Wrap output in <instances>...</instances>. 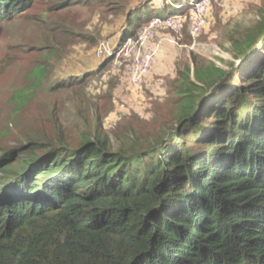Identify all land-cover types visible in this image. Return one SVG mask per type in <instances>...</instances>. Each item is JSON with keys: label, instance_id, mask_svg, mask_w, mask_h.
Wrapping results in <instances>:
<instances>
[{"label": "trees", "instance_id": "1", "mask_svg": "<svg viewBox=\"0 0 264 264\" xmlns=\"http://www.w3.org/2000/svg\"><path fill=\"white\" fill-rule=\"evenodd\" d=\"M32 3L0 0V22ZM232 53L178 70L153 138L114 148L99 121L76 147L5 151L0 264H264V13Z\"/></svg>", "mask_w": 264, "mask_h": 264}, {"label": "rangeland", "instance_id": "2", "mask_svg": "<svg viewBox=\"0 0 264 264\" xmlns=\"http://www.w3.org/2000/svg\"><path fill=\"white\" fill-rule=\"evenodd\" d=\"M191 2L33 0L1 21L0 156L23 145L34 146L36 154L57 145L76 147L99 121L114 148L137 137L153 138L171 122L174 96L169 98L168 90L178 70L190 65L192 56L223 68L237 62L233 38L264 13V0H212L205 28L193 38ZM133 10L150 18L132 24L125 14ZM157 15L181 16L182 36L156 30L151 41L158 44V57L133 97L122 32L128 28L135 37ZM103 40L114 52L100 58L96 52Z\"/></svg>", "mask_w": 264, "mask_h": 264}, {"label": "built area", "instance_id": "3", "mask_svg": "<svg viewBox=\"0 0 264 264\" xmlns=\"http://www.w3.org/2000/svg\"><path fill=\"white\" fill-rule=\"evenodd\" d=\"M174 1V0H173ZM192 1V2H191ZM189 8V33L191 37H198L206 25V16L212 6V0H191ZM183 22L181 16L167 15L154 16L146 25L141 27L135 37L129 36L125 39L123 47L124 55L129 63L128 83L135 87H140L143 78L148 75L154 66L159 48L158 44L151 41L157 29H169L178 37L182 36ZM114 49L110 47L107 40H103L97 47V56L100 58L110 56Z\"/></svg>", "mask_w": 264, "mask_h": 264}, {"label": "crops", "instance_id": "4", "mask_svg": "<svg viewBox=\"0 0 264 264\" xmlns=\"http://www.w3.org/2000/svg\"><path fill=\"white\" fill-rule=\"evenodd\" d=\"M158 53H159V52H158ZM157 57H158V55H157ZM156 59H157V58H156ZM155 62H156V61H155ZM154 65H155V63H154ZM129 85H130V84H129ZM129 87L133 90V91L131 90V91H132V96H133V97H135L136 95H138V94H135V93H138L137 91L140 90V87H141V86H140V87H135V86L130 85ZM135 111H137V107L135 108Z\"/></svg>", "mask_w": 264, "mask_h": 264}, {"label": "water", "instance_id": "5", "mask_svg": "<svg viewBox=\"0 0 264 264\" xmlns=\"http://www.w3.org/2000/svg\"><path fill=\"white\" fill-rule=\"evenodd\" d=\"M239 61H240V59L237 62H239Z\"/></svg>", "mask_w": 264, "mask_h": 264}]
</instances>
